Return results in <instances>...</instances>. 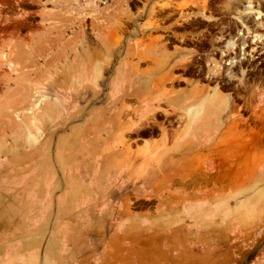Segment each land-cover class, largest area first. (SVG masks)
<instances>
[{"label":"rangeland","instance_id":"rangeland-1","mask_svg":"<svg viewBox=\"0 0 264 264\" xmlns=\"http://www.w3.org/2000/svg\"><path fill=\"white\" fill-rule=\"evenodd\" d=\"M171 1L210 19L139 30ZM206 6L0 0V264L264 255V0Z\"/></svg>","mask_w":264,"mask_h":264},{"label":"bare ground","instance_id":"bare-ground-1","mask_svg":"<svg viewBox=\"0 0 264 264\" xmlns=\"http://www.w3.org/2000/svg\"><path fill=\"white\" fill-rule=\"evenodd\" d=\"M207 1L208 0H202V6H203V9L206 8L207 6ZM173 2L171 1V4H165L164 6L160 7V10L159 12H155L154 10L152 12H141L139 15H137V18L135 20H141V19H147V21L141 25L139 24V30L144 32L146 29H152V30H155V31H160L162 29H164L165 27H163L162 23L165 21V20H175L174 21V27L178 28V29H181V28H187V27H190L189 24H191L193 21H194V18L196 19V17L200 16V17H206V18H209L210 19V15H207V12H184V11H181V12H173V10L176 8L173 6L172 4ZM161 6V5H160ZM156 6H153L152 9H155ZM120 10H118L119 12ZM122 12V11H121ZM218 14V13H217ZM221 15V14H220ZM225 16V15H224ZM134 18L132 14L130 13H124L122 17L119 18L118 22H117V26L115 27V31H117L118 29L124 31L127 29V27H124L125 24H128L130 25V23H133L132 21H134ZM125 19L126 21H124V26L120 25V21ZM204 19V18H203ZM222 18H218L216 20H213L211 21L212 22H219ZM197 20V19H196ZM172 27H168L166 29H170ZM193 29V28H192ZM213 30V29H212ZM200 36V35H199ZM172 37L173 38H178V34L173 32L172 33ZM180 37L183 38V35H181ZM202 37V36H201ZM194 38V37H193ZM191 38L189 39V41H192V42H198L201 38L198 37V38ZM171 39V37L169 36H166V37H161V36H156L154 38H152L150 40V42L153 44V46L158 49V50H162V55H158V56H154L152 57V60L154 61V63L156 64V68L155 70L157 72H161V67L164 66V65H167L168 64V60H167V57H166V54H165V50H166V47L168 45V41ZM187 40V39H186ZM139 45V44H138ZM157 52V51H156ZM156 52L154 51L153 52V55H157ZM141 57V56H140ZM173 68V67H171ZM152 69V68H151ZM154 70V71H155ZM173 73V72H172ZM131 74V73H130ZM169 77L167 75V73H163L162 74V77L161 79L164 80V79H167L165 76ZM156 86L159 87V85L157 84ZM219 94V93H217ZM217 94H214V95H211L209 98L207 97L206 99L203 100V102L205 104L207 103H210L209 105H213L214 102H215V96ZM223 99V98H222ZM222 103L225 102V104L228 103V99H225L224 98V101H221ZM221 104V103H220ZM200 106V105H199ZM192 110V109H191ZM222 111V110H221ZM219 111L217 114L218 116H221L222 112ZM201 115V112H198V111H193L191 112V115H190V118H189V121H190V124L192 125L191 127H193L194 123H196L197 119L200 120L199 116ZM195 127V126H194Z\"/></svg>","mask_w":264,"mask_h":264},{"label":"crops","instance_id":"crops-1","mask_svg":"<svg viewBox=\"0 0 264 264\" xmlns=\"http://www.w3.org/2000/svg\"><path fill=\"white\" fill-rule=\"evenodd\" d=\"M219 256H221V254ZM253 261H254V263H252V264H256V263L257 264H262V263H264V255L258 256L257 260L255 259Z\"/></svg>","mask_w":264,"mask_h":264}]
</instances>
